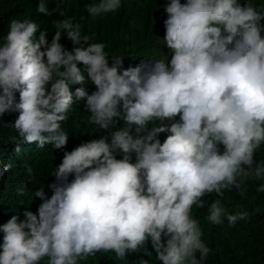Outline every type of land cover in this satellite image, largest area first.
Listing matches in <instances>:
<instances>
[{
    "label": "clouds",
    "instance_id": "9594fccd",
    "mask_svg": "<svg viewBox=\"0 0 264 264\" xmlns=\"http://www.w3.org/2000/svg\"><path fill=\"white\" fill-rule=\"evenodd\" d=\"M121 7L122 0H99L86 10L98 17ZM163 7L170 60L165 54L123 70L122 59L110 57L104 43H87L71 17L56 25L79 45L71 51L60 43L61 31L50 42L47 31L37 38L40 26L30 19L11 20L0 36V116L19 113L11 125L17 153L21 143L65 148L61 123L81 100L88 123L100 130L122 122L110 136L64 152L48 173L56 181L50 198L44 186L33 193L42 201L36 214L25 210L23 220L12 215L0 224V264L45 257L46 264H79L98 252L123 260L149 241L161 264H202L211 249L190 216L193 206L205 207L206 194L222 198L225 189L243 197V182L264 179V162L254 155L264 144V4L168 0ZM36 11L50 14L45 0ZM69 84L81 87L71 92ZM160 133H167L163 142ZM11 167L0 166V179ZM25 190L23 183L16 195ZM256 191L264 193V184ZM219 198L208 206L211 225L226 219L232 227L260 211L232 213Z\"/></svg>",
    "mask_w": 264,
    "mask_h": 264
},
{
    "label": "trees",
    "instance_id": "16d2710c",
    "mask_svg": "<svg viewBox=\"0 0 264 264\" xmlns=\"http://www.w3.org/2000/svg\"><path fill=\"white\" fill-rule=\"evenodd\" d=\"M167 2L168 0H122V7L117 12L93 17L88 14L86 6L99 3V0H45L49 15L37 13L39 0H0V36L7 34L11 20L30 19L40 26L35 34L37 38L40 31H47L50 42L54 33L61 31L60 43L71 51L79 45H74L66 33L56 27L59 20L71 17L74 24L81 25V35L90 37L87 43H104L105 51L110 57L122 59L120 70H123L135 67L141 62L147 63L149 59L165 58V54L170 60V54L163 43L165 34L163 21L167 18L163 6ZM183 2L184 0H181V3ZM252 3L262 5L264 0H252ZM61 11L65 13L64 17L59 15ZM87 43H84L85 47ZM77 67L83 72L82 64L78 63ZM79 87L80 84H69L71 92H75ZM84 87L89 94L95 91L91 81H86ZM15 102H19L18 92L15 94ZM84 105L83 100L74 103L69 109L68 119L61 123V127L69 134L67 145L62 149H54L51 145H45L41 149L37 148L35 143L31 145L21 143L19 144L21 151L17 153L15 151L17 144L11 141L17 133L11 125L19 113L9 111L0 116V166L12 165L0 179V224L6 223L12 215H18L23 220L25 210L37 213L42 201L33 196V193L37 188L44 186L45 196L50 198L52 190L48 185L56 181L55 177L48 173L60 164L65 151H71L81 143L99 139L100 136H110L111 131L122 126V122L120 124L114 122L113 128L109 131L100 130L96 125L88 123L87 117L90 113L85 110ZM166 135L167 133L159 134L161 142ZM219 147L223 151V146ZM254 155L257 163L264 162V144ZM134 160L133 154V162ZM27 166H31L33 170L31 176L27 174ZM72 178L69 176V182ZM23 183L25 193L23 196H17L16 189ZM260 184H264V179H249L242 183V190L245 192L243 197L239 190L225 189L222 198L216 193L206 194L202 197L205 207L193 206L190 216L199 221L203 231L202 240L211 249L202 264H264V193L256 191ZM217 198L232 213L236 211L252 213L257 207L260 211L250 215L247 220L238 221L232 227L228 226L226 219L222 225H211L206 219L209 215L208 206ZM2 236L3 233H0V243ZM155 255L149 241L136 252H126L123 260H117L113 252H98L94 256H89L87 260L79 261V264H138L141 258L148 260L149 264H161ZM46 262L47 257L40 264Z\"/></svg>",
    "mask_w": 264,
    "mask_h": 264
}]
</instances>
